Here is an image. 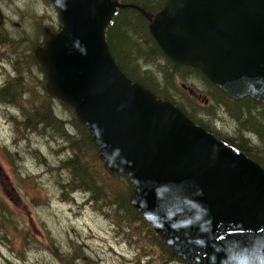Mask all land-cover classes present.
Instances as JSON below:
<instances>
[{"label":"water","instance_id":"1","mask_svg":"<svg viewBox=\"0 0 264 264\" xmlns=\"http://www.w3.org/2000/svg\"><path fill=\"white\" fill-rule=\"evenodd\" d=\"M50 1L61 27H44L34 49L45 89L73 109L105 171L127 176L133 207L190 264H264V169L132 82L105 39L117 8L137 9L171 61L264 105V0H165L156 13L119 0Z\"/></svg>","mask_w":264,"mask_h":264},{"label":"rangeland","instance_id":"2","mask_svg":"<svg viewBox=\"0 0 264 264\" xmlns=\"http://www.w3.org/2000/svg\"><path fill=\"white\" fill-rule=\"evenodd\" d=\"M0 11V264H134L136 260L150 264L154 256L152 264H190L159 238L172 252L161 254L164 250L143 223L137 225L133 217L122 219L129 206L118 207L114 198L115 193L119 198L124 195L121 175L127 176L105 171L96 145L93 150L82 140L73 109L47 93L46 78L33 51L43 41L44 27L51 32L61 27L54 4L50 0H0ZM130 19L139 30L138 20ZM125 31L133 41L135 30L130 26ZM135 46L140 43H125L126 54L132 58ZM154 62L147 66L152 73L157 65L166 67L161 59ZM135 63L146 70L138 58ZM155 76L158 79L157 72ZM15 81L19 82L16 86ZM189 81L199 87V93L193 95ZM10 84L12 99L2 91ZM172 88L180 92L170 97L189 110L180 93L194 98L198 112L190 111L217 134L227 138L237 130L236 134L260 149L249 134L235 128L222 106H207L210 99L203 80L175 79ZM254 122L262 120L256 117ZM68 159L106 191L104 206L102 198L93 199L86 186H78Z\"/></svg>","mask_w":264,"mask_h":264},{"label":"trees","instance_id":"3","mask_svg":"<svg viewBox=\"0 0 264 264\" xmlns=\"http://www.w3.org/2000/svg\"><path fill=\"white\" fill-rule=\"evenodd\" d=\"M122 3H128V4H134L145 11L149 13H156L158 12L165 3V0H120ZM133 16L134 19L138 20L137 23H140L139 30H136L134 26H132V23L130 22L133 19H130V17ZM146 18L143 17V15L140 13L139 10L126 7V8H119L117 9L116 13L114 14L112 18V22L108 25L106 28L105 36H106V42L109 46V49L115 59L116 64L121 69L122 72L125 73V75L130 78L133 82H138L142 84L145 88H148L151 90L158 98H161L163 100H168L172 102L174 105L178 106L189 118L193 120L194 123L202 126L207 131L212 132L216 136H218L220 139L228 142L232 146L236 147L240 151H242L246 156L260 164L264 168V106L255 100H253L250 97H244L240 100H233L226 96V94L219 89L218 87L214 86L205 76L204 74L191 66L182 65L176 62L171 61L169 58H167L151 34L148 30V23L147 26L145 24ZM134 23V24H137ZM131 30L133 29L135 39L129 40L127 37V32L125 31L126 27H130ZM7 31V30H6ZM129 42L130 44H134L136 42L140 43V46H135L136 51V57L132 58L130 55L128 56L126 54L125 50V43ZM139 45V44H138ZM140 47V48H139ZM144 51V52H143ZM138 58L142 65L146 67V70H141L140 66L135 63V59ZM161 59L163 61V65L166 67L163 68V66L157 65L155 68L154 73L149 71L147 66H151L155 64L154 60ZM155 72L158 73V79L157 76H155ZM175 79H180V81H187V80H194L195 79H201L204 82L206 92L208 91V94H206L210 101L208 102L207 106L215 107V106H222L226 113H229L230 118L232 121L235 122V128H239L243 132L250 135L251 139L256 142L257 146H253L248 139H245L242 134H236L237 130H234L233 133L228 134L227 138L220 136L217 134L213 129L209 128L207 124L204 122L203 119L196 118L195 114L193 112H198L197 105L195 103L194 98H190L188 96L185 97L183 93H180L184 98V101L188 103L187 109L185 106L180 104L177 100H173L170 95L171 93L176 94L177 91L172 88L173 81ZM190 82V89L193 90V95L196 93H199V87ZM19 83L17 81L14 82L15 86ZM187 86V85H186ZM7 89V90H6ZM8 90H13L11 84L3 88V92H8ZM170 92V93H169ZM12 93V92H11ZM11 93L7 94L9 95V99H12ZM205 93V92H204ZM202 94V93H201ZM178 95V94H177ZM176 95V96H177ZM6 96V97H7ZM5 98V97H4ZM6 99V98H5ZM202 111H206L205 108H202ZM199 114V113H198ZM201 114V113H200ZM39 117V116H38ZM258 117V120H262V122H254V120ZM73 118L75 120V126L81 133V138L86 141L88 147L93 146L94 150V142L92 141L88 130L86 127L79 121L77 116L73 114ZM237 131V132H236ZM235 134V135H234ZM92 144V145H91ZM73 159H68L66 162L68 163L69 167L73 169V175L76 177V180H78L79 184L78 186H86L89 191H91V198L93 199H100L102 198V206H104V200H108V196L106 191L103 188H100L98 184H95L93 182L92 177H88L86 172L80 170L82 168H78L73 163ZM124 178V186L122 188L124 195L122 198H119V194L115 193L114 203L118 205V207H121L123 204L128 205V211L126 213H123L121 215L122 219L126 217H133L136 220V224L139 226H142V223L147 226L149 231L152 233L153 237L158 241L159 246L162 247L161 254H172V252L167 249L163 242L157 238V235L155 232L149 227V225L144 221V219L139 215V213L134 209V207L130 204V194L132 192V188L130 184L128 183V179H126L123 175H121ZM117 214H114V216ZM128 221L130 218L127 219ZM135 224V225H136ZM140 256V255H139ZM157 256L151 257V263H155V258ZM120 258H123L126 262V259L121 255ZM167 258V257H166ZM158 262V261H156ZM162 263H167L169 261H161ZM127 263V262H126ZM147 263V262H146ZM161 263V264H162ZM134 264H142L140 260H136Z\"/></svg>","mask_w":264,"mask_h":264}]
</instances>
